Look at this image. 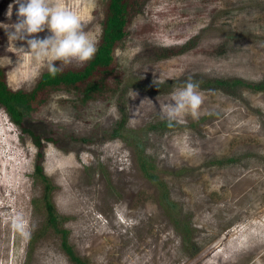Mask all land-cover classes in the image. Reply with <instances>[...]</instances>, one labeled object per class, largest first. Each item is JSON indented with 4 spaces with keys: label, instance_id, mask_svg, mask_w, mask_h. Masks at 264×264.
I'll return each instance as SVG.
<instances>
[{
    "label": "rangeland",
    "instance_id": "1",
    "mask_svg": "<svg viewBox=\"0 0 264 264\" xmlns=\"http://www.w3.org/2000/svg\"><path fill=\"white\" fill-rule=\"evenodd\" d=\"M58 2L77 12L96 43L99 3ZM9 4L0 14L5 34L0 66L11 88L29 89L47 67L29 62L9 44L7 27L17 21L16 5L12 16L6 15ZM191 37L196 41L183 53L164 59L151 55L156 45ZM21 46L27 48L21 41L14 44ZM115 54L125 72L126 129L142 137L176 207L170 212L161 204L163 188L143 175L133 147L105 136L120 115L114 101L76 106L73 93L52 94L43 112L28 117L26 125L57 139L48 143L42 164L75 252L88 264H264V91L199 87L204 101L197 118L186 112L176 119L180 129L146 128L166 118L163 105L184 84L182 76L264 77V0H151ZM164 82L171 89L151 90ZM90 136L97 140H82ZM35 150L0 107V264H74L57 233H39L45 212L33 200L43 189L31 175ZM230 157L237 160L212 163ZM121 203L138 221L135 226L118 220L115 206ZM18 212L29 221L31 237L38 235L35 239L12 230ZM173 218L187 223V241Z\"/></svg>",
    "mask_w": 264,
    "mask_h": 264
},
{
    "label": "trees",
    "instance_id": "2",
    "mask_svg": "<svg viewBox=\"0 0 264 264\" xmlns=\"http://www.w3.org/2000/svg\"><path fill=\"white\" fill-rule=\"evenodd\" d=\"M12 0H0V14ZM100 9L96 11L100 15L98 18L100 31L96 40L97 51L94 57L80 64L63 65L57 62L62 68L56 76H51L44 69L35 83L29 88L13 89L8 85L5 71L0 66V107L7 113L11 122L20 129L21 134L30 137L35 153L33 157V169L31 172L34 180L39 181L42 186L41 196L33 199L35 202H41L45 217L41 225L39 233L45 229H52L59 235L60 247L68 256L69 260L74 264H88L85 259L80 257L74 250L73 245L69 241V230L63 226V222L67 219L65 216L57 212L52 199V192L55 188L51 179L44 171L43 158L44 150L49 142L57 143V139L52 134L43 136L39 132H35L26 125V119L32 115L43 112L44 108L50 101L52 94L59 92H71L75 95L76 106L89 104L91 102L114 101L120 111L119 117L114 121L110 128L104 130L107 138L125 139L129 146L133 147V151L137 160L139 169L143 175L153 183H158L163 188L161 194V204L169 209L170 212L175 209V203L170 201L168 190L160 181L156 172V165L140 135L131 134L126 129L127 112L126 104L122 90V82L125 76L124 70L120 67L115 51L119 48L130 34V26L133 19L142 14L151 0H96ZM8 22L15 20L6 18ZM5 34L0 28V55L5 53L2 44ZM196 41V37H191L183 43L156 45L152 48L151 55L154 59H164L180 53L192 46ZM188 76H182L181 82H186ZM199 82V87L207 89H219L227 93H234L239 88H247L253 91H264V77L258 80H247L239 76L233 77H205L196 75L192 78ZM169 83V82H168ZM156 84L151 90L171 89L169 83ZM151 87V85L149 86ZM183 125L176 120L169 127L167 118L150 122L147 129L155 131H168L180 129ZM54 133V130H53ZM94 137H82L86 143H92ZM236 157L226 159H215L214 164L224 166L226 163L236 161ZM211 163V164H212ZM36 204V203H35ZM174 224L179 227L183 233V239L188 240L190 229L186 222H180L178 218H173ZM38 236V235H36ZM36 236L31 237L32 240Z\"/></svg>",
    "mask_w": 264,
    "mask_h": 264
},
{
    "label": "clouds",
    "instance_id": "3",
    "mask_svg": "<svg viewBox=\"0 0 264 264\" xmlns=\"http://www.w3.org/2000/svg\"><path fill=\"white\" fill-rule=\"evenodd\" d=\"M16 5L17 21L11 24L7 32L9 44L29 62L38 61L45 64L51 76H56L62 68L57 65L71 63L73 60L87 62L96 51V43L89 39L84 31L83 23L77 12L61 6L58 0H13L9 4L6 15L12 16L13 6ZM47 29L50 35L38 38L35 34ZM16 41L24 42L27 46L14 47ZM147 99V98H145ZM204 101L199 90V82L191 77L184 84L175 87L171 99L164 103L163 112L169 122V127L178 117L190 113L198 117L199 109ZM118 220L127 227L135 226L138 221L128 215L127 205L115 206ZM102 227L108 228V221L102 216ZM11 228L23 239L31 238L29 221L23 213H16L11 219Z\"/></svg>",
    "mask_w": 264,
    "mask_h": 264
}]
</instances>
